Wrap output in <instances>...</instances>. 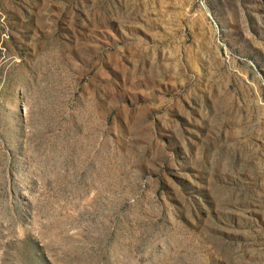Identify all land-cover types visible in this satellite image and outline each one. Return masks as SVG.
I'll use <instances>...</instances> for the list:
<instances>
[{
  "label": "rangeland",
  "instance_id": "rangeland-1",
  "mask_svg": "<svg viewBox=\"0 0 264 264\" xmlns=\"http://www.w3.org/2000/svg\"><path fill=\"white\" fill-rule=\"evenodd\" d=\"M0 264H264V0H0Z\"/></svg>",
  "mask_w": 264,
  "mask_h": 264
}]
</instances>
